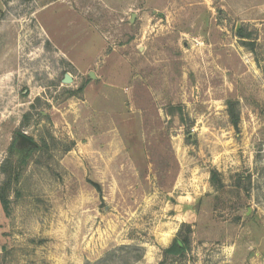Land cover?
I'll return each mask as SVG.
<instances>
[{
    "label": "rangeland",
    "instance_id": "rangeland-1",
    "mask_svg": "<svg viewBox=\"0 0 264 264\" xmlns=\"http://www.w3.org/2000/svg\"><path fill=\"white\" fill-rule=\"evenodd\" d=\"M8 172L0 264H264V0H0Z\"/></svg>",
    "mask_w": 264,
    "mask_h": 264
},
{
    "label": "trees",
    "instance_id": "trees-1",
    "mask_svg": "<svg viewBox=\"0 0 264 264\" xmlns=\"http://www.w3.org/2000/svg\"><path fill=\"white\" fill-rule=\"evenodd\" d=\"M241 40H250L252 39V35L246 33L244 30H241L237 35ZM249 44V45H248ZM247 46H249V49L254 52V45L252 43H247ZM233 104H230V107L232 108ZM233 126L236 128L238 127V118L233 117L232 119ZM213 183L219 188L221 187V182L219 181V176L216 172L213 173L212 177ZM12 177L10 175V172L7 173V180L4 184V186L0 189V201L5 202L6 200V194L9 192L10 187L12 185ZM99 192H101V188L98 184L95 185ZM191 234L192 229L190 225L184 224L182 226V231L179 233V238L174 241V243L164 251V256L166 259L168 258H176L183 256L190 248L191 245Z\"/></svg>",
    "mask_w": 264,
    "mask_h": 264
},
{
    "label": "water",
    "instance_id": "water-1",
    "mask_svg": "<svg viewBox=\"0 0 264 264\" xmlns=\"http://www.w3.org/2000/svg\"><path fill=\"white\" fill-rule=\"evenodd\" d=\"M134 19H135V15H133L132 23L134 22ZM91 78L94 79L95 76L93 74H91ZM64 83H66V84L72 83V78L69 75H66L65 79H64ZM18 138H19V142L21 145H30V146H34V147L36 146V144L31 139H29L28 137H26L24 135H18Z\"/></svg>",
    "mask_w": 264,
    "mask_h": 264
}]
</instances>
